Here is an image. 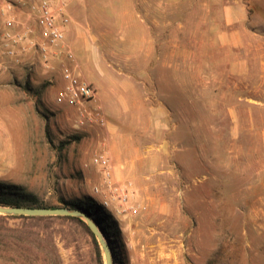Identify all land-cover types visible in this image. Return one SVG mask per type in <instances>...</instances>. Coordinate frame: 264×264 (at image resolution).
I'll return each mask as SVG.
<instances>
[{
  "label": "rangeland",
  "instance_id": "rangeland-1",
  "mask_svg": "<svg viewBox=\"0 0 264 264\" xmlns=\"http://www.w3.org/2000/svg\"><path fill=\"white\" fill-rule=\"evenodd\" d=\"M18 1L5 16L23 19ZM65 16L64 46L96 89L84 106L105 123L55 102L73 63L0 45V182L46 204L91 196L118 230L115 264H264V0H67ZM0 264L99 259L72 219L5 216Z\"/></svg>",
  "mask_w": 264,
  "mask_h": 264
},
{
  "label": "built area",
  "instance_id": "built-area-1",
  "mask_svg": "<svg viewBox=\"0 0 264 264\" xmlns=\"http://www.w3.org/2000/svg\"><path fill=\"white\" fill-rule=\"evenodd\" d=\"M67 0H19L18 7L24 15L23 19L14 15L5 16L4 11L9 10L5 4V10L1 11L3 17L0 45L4 52L8 53L15 45L25 44L31 47L36 55L43 61L52 57L66 59L73 64H64L62 67L63 85L55 96V102L77 107L80 116L89 121L104 124L101 107L93 105L85 107V103L93 102L96 98V89L76 72L75 57L73 52L64 46L65 24L68 22L65 16ZM30 20L33 21L31 24ZM80 123L83 120L79 121ZM92 164L102 173L103 185L110 197L116 196L117 203L122 212H132L133 206L128 205V193L113 180L112 165L105 153H97L92 157ZM95 191L99 187L95 186ZM102 201L104 206L109 205L107 195Z\"/></svg>",
  "mask_w": 264,
  "mask_h": 264
},
{
  "label": "trees",
  "instance_id": "trees-1",
  "mask_svg": "<svg viewBox=\"0 0 264 264\" xmlns=\"http://www.w3.org/2000/svg\"><path fill=\"white\" fill-rule=\"evenodd\" d=\"M60 204H46L42 202L35 194L26 191L22 186L13 183L0 182V205L4 206H25V207H46V208H57V207H68L81 210L90 218H92L98 227L102 230L107 240L109 241L111 248L113 250L112 240L116 239V234L118 232L113 218L105 211V209L97 203L91 196L84 195L79 200H67L62 197L58 198ZM22 217V218H68L72 219L79 224L86 227L85 223L79 218L73 216H23V215H1L0 217ZM90 235L92 236L95 245L97 246V254L99 259V264H103L101 258V252L98 247L97 241L89 229L86 227ZM115 261V258H114Z\"/></svg>",
  "mask_w": 264,
  "mask_h": 264
},
{
  "label": "water",
  "instance_id": "water-1",
  "mask_svg": "<svg viewBox=\"0 0 264 264\" xmlns=\"http://www.w3.org/2000/svg\"><path fill=\"white\" fill-rule=\"evenodd\" d=\"M0 214L23 216H73L79 218L85 223L86 227L99 243L104 254L105 264H115L112 248L106 236L95 221L81 210L68 207L46 208L0 205Z\"/></svg>",
  "mask_w": 264,
  "mask_h": 264
},
{
  "label": "crops",
  "instance_id": "crops-1",
  "mask_svg": "<svg viewBox=\"0 0 264 264\" xmlns=\"http://www.w3.org/2000/svg\"><path fill=\"white\" fill-rule=\"evenodd\" d=\"M5 10V0H0V19L2 17L1 11Z\"/></svg>",
  "mask_w": 264,
  "mask_h": 264
}]
</instances>
